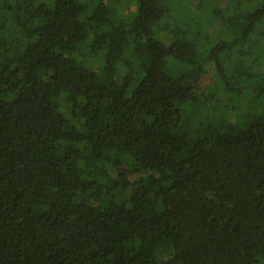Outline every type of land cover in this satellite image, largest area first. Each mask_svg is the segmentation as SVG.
<instances>
[{"label": "trees", "instance_id": "trees-1", "mask_svg": "<svg viewBox=\"0 0 264 264\" xmlns=\"http://www.w3.org/2000/svg\"><path fill=\"white\" fill-rule=\"evenodd\" d=\"M180 1L0 0V264H264V87L199 59ZM217 2L208 28L252 7Z\"/></svg>", "mask_w": 264, "mask_h": 264}, {"label": "rangeland", "instance_id": "rangeland-1", "mask_svg": "<svg viewBox=\"0 0 264 264\" xmlns=\"http://www.w3.org/2000/svg\"><path fill=\"white\" fill-rule=\"evenodd\" d=\"M190 1L181 0L179 8H182L181 11L184 13H189L188 10L190 9L195 17L201 21L202 38L200 42H197L199 59L214 50V53H218L216 60L222 63V76L226 77L227 83L233 84V88L238 89L239 84L242 87L244 83L248 84L251 90L255 87L263 88L264 73L262 71L264 69L260 66L261 61L258 63V60L261 58L264 60V41L259 35L260 32H263L264 26L263 23L247 22L246 18L248 17L244 14V12L248 13L250 10H254L263 0H246L252 4V7L245 11L241 8L232 14L229 12L223 15L234 17L235 22L209 28L207 24L210 22L209 18L212 16L210 12L213 10L215 0H202V4L197 10L189 7ZM195 3L196 0H192L190 4L193 7L196 5ZM227 3V0H218L217 7L223 9ZM205 39H208L207 43H205ZM231 41H237L240 44L228 50L225 45ZM222 82H218L219 87L222 86ZM248 98L249 96L243 93L242 96L233 98L227 106L212 107V109L200 107L201 104H186L183 106L186 114L184 119L188 121L191 131L194 130L197 123L203 126L219 125L221 120L226 119L229 109L232 111V118L234 117L239 121L249 113L257 112L256 106Z\"/></svg>", "mask_w": 264, "mask_h": 264}]
</instances>
